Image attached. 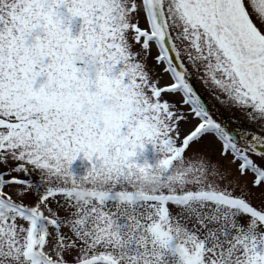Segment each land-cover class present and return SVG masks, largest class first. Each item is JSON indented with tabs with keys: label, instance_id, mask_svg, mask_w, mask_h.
<instances>
[{
	"label": "snow or ice",
	"instance_id": "1",
	"mask_svg": "<svg viewBox=\"0 0 264 264\" xmlns=\"http://www.w3.org/2000/svg\"><path fill=\"white\" fill-rule=\"evenodd\" d=\"M0 264H264V0H0Z\"/></svg>",
	"mask_w": 264,
	"mask_h": 264
},
{
	"label": "water",
	"instance_id": "2",
	"mask_svg": "<svg viewBox=\"0 0 264 264\" xmlns=\"http://www.w3.org/2000/svg\"><path fill=\"white\" fill-rule=\"evenodd\" d=\"M198 86H200V88H198L201 92H204L203 86L200 85L199 83H197ZM231 115L230 113H228L226 110L222 113L221 117L218 118H228V116Z\"/></svg>",
	"mask_w": 264,
	"mask_h": 264
},
{
	"label": "flooded vegetation",
	"instance_id": "3",
	"mask_svg": "<svg viewBox=\"0 0 264 264\" xmlns=\"http://www.w3.org/2000/svg\"><path fill=\"white\" fill-rule=\"evenodd\" d=\"M196 86H197V88H200V86H198L197 84H196ZM205 95H207V93H205Z\"/></svg>",
	"mask_w": 264,
	"mask_h": 264
},
{
	"label": "rangeland",
	"instance_id": "4",
	"mask_svg": "<svg viewBox=\"0 0 264 264\" xmlns=\"http://www.w3.org/2000/svg\"><path fill=\"white\" fill-rule=\"evenodd\" d=\"M80 162L79 161H77V164H79Z\"/></svg>",
	"mask_w": 264,
	"mask_h": 264
}]
</instances>
